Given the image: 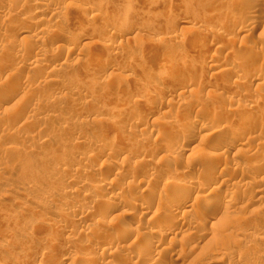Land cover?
Returning a JSON list of instances; mask_svg holds the SVG:
<instances>
[{
    "label": "rangeland",
    "instance_id": "374dc122",
    "mask_svg": "<svg viewBox=\"0 0 264 264\" xmlns=\"http://www.w3.org/2000/svg\"><path fill=\"white\" fill-rule=\"evenodd\" d=\"M88 263L264 264V0H0V264Z\"/></svg>",
    "mask_w": 264,
    "mask_h": 264
},
{
    "label": "bare ground",
    "instance_id": "6f19581e",
    "mask_svg": "<svg viewBox=\"0 0 264 264\" xmlns=\"http://www.w3.org/2000/svg\"><path fill=\"white\" fill-rule=\"evenodd\" d=\"M16 23V22H15ZM18 23V22H17ZM196 130H195V132L196 133H200L201 135L204 133V131H203V128H195ZM205 130V129H204ZM216 133V132H215ZM201 135H200V137H201ZM204 135V134H203ZM202 135V136H203ZM203 137H205V136H203ZM228 142H231V141H227V143ZM181 144V143H180ZM229 144V143H228ZM231 144V143H230ZM229 144V145H230ZM237 144H238V142H237ZM178 145V144H177ZM174 146V145H173ZM176 146V145H175ZM177 148H180V145L179 146H177ZM175 150H179V149H175ZM182 150V149H181ZM176 152V151H175ZM179 152V151H178ZM181 154H182V152H181ZM179 155V154H178ZM210 156V155H209ZM216 156V155H215ZM214 155H211L210 157H215ZM207 181L204 183V185H206V186H208V185H211V179H206ZM177 182V181H176ZM186 181H184L183 183H185ZM183 183H181V185L183 184ZM180 184H178V183H174V187L176 188V186H179ZM185 185H187V187L190 185L189 184V182H187ZM169 187V186H168ZM180 187V186H179ZM182 187H183V185H182ZM97 188H101L100 186H97ZM171 188H172V186H171ZM173 189V188H172ZM215 196V195H214ZM231 196V195H230ZM201 198V196H199V194H190V193H188L187 194V196H184L183 197V199L180 201V206H182V207H186V206H188L189 204H191V203H195L196 201H199V199ZM116 198L115 197H112V196H109L108 197V201L110 202V204L111 203H113V201L115 200ZM117 200V199H116ZM107 201V200H106ZM107 201V202H108ZM146 201V200H145ZM108 202V203H109ZM148 203H149V201H147ZM145 203V204H148V203ZM214 202V200H213V196L212 195H207V197H206V199H205V201H203V203L201 204V208H202V210H203V208H204V210L205 209H207V210H205L206 212L208 211V214H210L211 213V211L212 210H210L211 208H210V206H212L211 204ZM137 204V203H136ZM145 204H143V206L145 205ZM140 205V204H139ZM134 206V205H133ZM145 206H147V205H145ZM200 208V209H201ZM124 213H125V211H124ZM122 214V213H121ZM133 214V213H132ZM207 214V213H206ZM212 214V213H211ZM211 216V215H210ZM122 220V219H121ZM121 223L120 224H118V226H117V230H118V232H119V234H121V235H125L126 233L128 234L129 232H133V229H135L136 230V228H132L131 227V225L130 224H128V223H125V222H122V221H120ZM106 226V225H105ZM158 226V225H157ZM156 226V227H157ZM163 228H165V227H163ZM165 230H163L162 228H161V226L159 227H157V229L155 230V231H153L152 232V236H150L149 238H147V240H145V242H144V244L143 245H150L152 242H153V240H154V238L155 237H157V236H159V235H161V234H163V232H164ZM135 232V231H134ZM126 234V235H127ZM123 237V236H122ZM142 245V246H143ZM144 247V246H143ZM107 249V248H106ZM160 250V249H159ZM105 252V251H104ZM164 252L163 251H158V253H157V255L158 256H160L161 254H163ZM164 263V262H163ZM89 264V263H88Z\"/></svg>",
    "mask_w": 264,
    "mask_h": 264
}]
</instances>
